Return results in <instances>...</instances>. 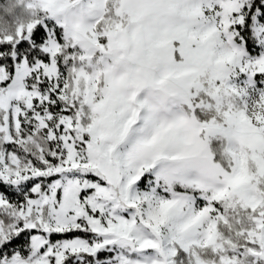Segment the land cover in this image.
<instances>
[{
  "label": "snow or ice",
  "instance_id": "snow-or-ice-1",
  "mask_svg": "<svg viewBox=\"0 0 264 264\" xmlns=\"http://www.w3.org/2000/svg\"><path fill=\"white\" fill-rule=\"evenodd\" d=\"M0 264H264V0H4Z\"/></svg>",
  "mask_w": 264,
  "mask_h": 264
},
{
  "label": "trees",
  "instance_id": "trees-1",
  "mask_svg": "<svg viewBox=\"0 0 264 264\" xmlns=\"http://www.w3.org/2000/svg\"><path fill=\"white\" fill-rule=\"evenodd\" d=\"M4 2V0H0V4H2Z\"/></svg>",
  "mask_w": 264,
  "mask_h": 264
}]
</instances>
